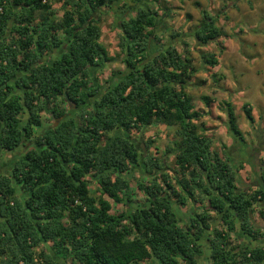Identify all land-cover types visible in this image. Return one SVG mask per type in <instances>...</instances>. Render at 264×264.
Masks as SVG:
<instances>
[{"label":"trees","instance_id":"trees-1","mask_svg":"<svg viewBox=\"0 0 264 264\" xmlns=\"http://www.w3.org/2000/svg\"><path fill=\"white\" fill-rule=\"evenodd\" d=\"M55 1L60 19L47 0H0V149L24 148L0 176V264H198L203 238L209 264H264L262 249L233 242L235 233L261 236L251 216L257 206L264 221V161L239 153L257 187L238 188L226 153L221 158L197 134L201 115L185 93L193 70L175 47L181 37L200 45L230 38L216 27L226 7L202 11L191 35L174 31L161 44L157 13L143 8L147 0H130L141 6L119 22L124 71L115 82L114 73L97 77L113 60L99 43V17L115 6L121 16L131 9L122 0ZM153 41L159 48L150 53ZM221 52L202 55V63L217 66ZM225 108L229 134L244 147L231 105ZM242 112L253 122L248 104ZM42 113L60 122L43 128ZM154 125L178 129L177 147L165 152L175 158L173 177L163 173V159L142 157L125 137ZM140 164L142 203L132 200L126 178ZM189 204L198 207L179 221L177 210Z\"/></svg>","mask_w":264,"mask_h":264},{"label":"rangeland","instance_id":"rangeland-1","mask_svg":"<svg viewBox=\"0 0 264 264\" xmlns=\"http://www.w3.org/2000/svg\"><path fill=\"white\" fill-rule=\"evenodd\" d=\"M47 1L53 7L57 19H60L63 13L61 4H58L55 0ZM122 1L125 2L127 9H133L135 7L130 0ZM155 1L156 0H147L146 3L147 5L150 3L153 5ZM200 1V7L206 10L207 7L204 6L203 0ZM222 1L223 6L221 5L220 8L215 11V14L219 13L221 11L220 9L225 6V14L228 13L226 17L227 20L223 24L216 23V27L219 29L220 34L227 35L230 38L221 39L214 43L210 42L206 45H200L188 36L181 37V39L175 43L178 53L189 59L193 70L192 75L187 79L185 93L190 98L194 110L201 115L199 121L194 122L198 128L196 130L197 134L209 139V148L212 152L217 153L221 158L224 157V154L222 155L221 153L225 152V156L229 158V162L233 167H236V163H246L244 162L246 157L253 159L255 164L258 165L259 162H262V159H264V153H260L261 150L264 149V69L257 68L255 63L260 56L259 53L262 54V51H264V0H232V3L230 0ZM229 4L230 6H228ZM146 7L148 8L146 5L143 6L145 9ZM154 7L155 6H153V8ZM153 8L149 7L148 9L152 10ZM118 12L119 10H116L115 13L113 10H109V12L99 17L101 44L107 51L108 56L113 59L102 71L98 72L97 77L100 81H106L107 78L114 73L116 82L120 77L116 73L123 74L124 71V66L120 62L121 54L118 48L117 35L119 34L120 19L122 17H127L125 15L121 16L122 14L118 15ZM172 19L174 20L175 18L171 17V20ZM174 21V25H170L169 23L164 25L161 24L154 32V35H157L159 39H163V44L170 41L167 36L169 29L171 27L180 28L182 25V22L179 25L176 19ZM197 24L199 25L200 21H198ZM179 30H182V28ZM180 33L191 35V33L187 31H181ZM245 37L247 38L245 39ZM181 40L186 42V47L181 45ZM158 48L159 46L154 47V45H150L149 52H155ZM219 48H222V52L217 58L219 62L218 65L213 68L204 65L201 56L204 54H217ZM51 57V60H54L55 56ZM255 85L258 86V88H251ZM257 89L259 92L258 95L255 93ZM203 98L208 99V105L205 104ZM225 103L231 105L236 119V125L241 133L244 145L254 149V151L249 154L244 150V153L247 154L246 157L245 155L240 157L238 156L239 154L235 152L237 147L241 150V146L235 140H232L229 134ZM244 104L250 106L253 122H249L245 119L242 112V106ZM68 111H70L69 106ZM41 121L43 128L51 125L55 126L60 122V120H55L45 113L41 114ZM177 132V127L154 125L143 129L141 132L130 131L125 137L129 138L130 141L135 144L142 157L147 155L160 161L163 159L165 164L163 173L167 174L169 177H173V172L177 171V167L174 165L175 158L173 153L165 155V152H167V150L173 152L177 147L176 145L179 142ZM245 146L242 148L246 149ZM29 147L30 144H27L25 149ZM23 150L24 148L20 147L12 154H9L10 160L18 159ZM3 154L5 155V153ZM257 156L263 158L261 160H256ZM242 160L244 161L242 162ZM141 171L142 164L133 166L130 173L126 175L131 198L133 201H138L140 203L144 202V197L136 190V186L140 181ZM3 172L8 173L7 170ZM239 186L242 187L241 189H245L246 184L243 183ZM89 190L94 197H99V189L95 181L91 180L89 183ZM134 203L128 205L127 207L129 209L125 208V210L132 211L135 207ZM194 207L197 208L198 205L189 204L184 207L186 210L184 211L185 215L183 218L180 214V210H177L179 213L177 214L179 221L187 223L188 217H190ZM257 209L258 207L255 206L251 216L255 223H252L262 227L264 224H262L263 222L257 213ZM114 210L123 211L124 209L121 205H118ZM197 211L199 212V209ZM234 236L235 234L233 237ZM202 244L204 247L203 254L200 255L198 264H209V249L206 248L208 244L205 238H203ZM51 245L52 242L50 241L46 243V245L39 246L34 249L35 254L38 255L40 250L48 249Z\"/></svg>","mask_w":264,"mask_h":264},{"label":"crops","instance_id":"crops-1","mask_svg":"<svg viewBox=\"0 0 264 264\" xmlns=\"http://www.w3.org/2000/svg\"><path fill=\"white\" fill-rule=\"evenodd\" d=\"M230 1H231V3L233 2L232 0H230ZM160 2H161V0H156L155 3H154L155 5L154 4L151 5V3L147 5V3H145L146 6H148V8L149 7L153 8V6H155L152 10L150 9V11H155L157 13V19L160 20L159 23H158L157 28L161 24L164 25V24L169 23L170 25L171 24L174 25L175 24V21H174L175 19H176V21H178L179 25L182 22V25L180 26V28H182V30H179L180 28H172L171 27L169 29L168 34H167L168 37H170V34L172 32H174V31L178 32V33H180L181 31H187L189 33L193 32V30L198 26L197 22L201 20L200 14H201L202 11H204V12L210 14V15H214L215 11H217L220 8V6L222 5V3H223L222 0H203L204 6L207 7L206 10L205 9L203 10V8L200 7L201 5H199V4H201L200 0H162V2L161 3ZM134 6L135 7L133 9L129 10L128 12H126L124 14L126 17H130L131 16L130 11L133 12V11L137 10V8L140 7L141 5H134ZM228 6H230V4ZM236 6H237V4H236ZM51 9L53 10V7ZM116 10H118V9L115 6L114 9H113L114 13L116 12ZM120 12L121 11L118 12V15H121ZM227 15H228V13L225 14V17H227ZM171 17H173L175 19L171 20ZM124 19L125 18L122 17L120 19V21L124 20ZM226 20H227V18H224V16H220L216 23L223 24V23L226 22ZM193 26H195V27H193ZM246 38L247 37H245V39ZM99 43L101 44V37H100ZM160 43L161 44L163 43V39H160ZM150 45H154V47L155 46L158 47V45L155 44L154 41ZM224 46H225V44H224ZM177 51H178V49H177ZM262 52H263L262 54L259 53L260 56H259L258 60L256 61L255 66L257 68H260V69L263 70L264 69V55H263L264 51H262ZM217 62H218V59H217ZM231 68H232V66H231ZM251 88H258V86L255 85V86H253ZM255 93H257V95H258V93H259L258 89L255 90ZM244 150L246 151L247 154L252 153L254 151V149L252 147L246 146V149H243L241 147V150L239 149V147H237L235 152L237 154H239V153L244 152ZM263 151H264V149L261 150L260 153H264ZM3 153H5V155ZM3 155H4V158H3ZM262 158L257 156V160H261ZM262 160L264 161V159H262ZM12 164H13V161L10 160L9 153L8 152H4L3 150L0 149V176L1 175H6L7 176L8 173H4L3 171L4 170L9 171L11 169V167H12ZM231 166H232V164H231ZM232 170L235 171L236 180L239 181V183L237 184L238 188L240 187L239 185L244 183L247 186V187L245 186L244 190L253 191V190L256 189L257 184L255 182H256V178L257 177L255 176L254 172H252V169L250 168V166H248L245 163H240V164L236 163V167L232 166ZM241 179H242V181H241ZM240 188H242V187H240ZM260 208L264 209V204ZM185 210L186 209H184V208H180V214H181L182 218L185 215V212H184ZM251 220H252V217H251ZM252 222H254V221L252 220ZM262 222H263L262 224H264L263 220H262ZM253 225H254V229L258 230L260 232V234H261V236L259 238H257L254 241H252L245 234L241 235V234L235 233V236H234L235 240L233 242H235V243H237L239 245H247V246H251V247H254V248H259V249H262L264 251V230H263L264 229V225L262 227L261 226H256L255 224H253Z\"/></svg>","mask_w":264,"mask_h":264},{"label":"flooded vegetation","instance_id":"flooded-vegetation-1","mask_svg":"<svg viewBox=\"0 0 264 264\" xmlns=\"http://www.w3.org/2000/svg\"><path fill=\"white\" fill-rule=\"evenodd\" d=\"M13 152H11L10 154H12Z\"/></svg>","mask_w":264,"mask_h":264}]
</instances>
